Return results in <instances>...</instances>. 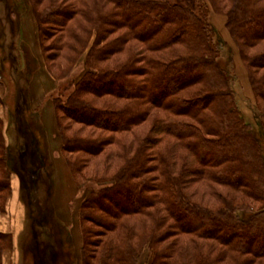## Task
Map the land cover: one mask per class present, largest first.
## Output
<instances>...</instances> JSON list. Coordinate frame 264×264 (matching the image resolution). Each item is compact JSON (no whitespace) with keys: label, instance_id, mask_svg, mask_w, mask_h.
Returning a JSON list of instances; mask_svg holds the SVG:
<instances>
[{"label":"trees","instance_id":"trees-1","mask_svg":"<svg viewBox=\"0 0 264 264\" xmlns=\"http://www.w3.org/2000/svg\"><path fill=\"white\" fill-rule=\"evenodd\" d=\"M30 1L33 11L38 15L36 22L40 30L41 22L62 25L74 16L78 8L77 5L62 8L49 2L45 8L37 12L36 5L40 1ZM92 1L99 6L106 3L103 0L100 4L97 0ZM196 1L107 0L113 4V11L102 14L96 9V23L103 22L105 33L109 29L108 25H117L116 18L120 17L126 24L129 35L142 43L139 55L142 68L137 74L138 78L135 72H130L134 62L128 59V65L124 63L117 68H95L93 72H89L81 85H77L74 96L72 94L67 99L66 106L65 102L55 98L52 100L55 111H60L62 117L65 116L69 122L100 132L96 137L81 136L80 130L71 131L69 124L61 125L57 119L59 136L63 139L62 149L66 154L83 153L96 156L103 153L109 145H115L116 152L112 151L114 148L108 152L111 158L114 156L119 159L128 149L122 140L124 136L120 135L132 131L144 121L151 108L155 110L152 120L155 121L157 129L159 128V134L178 140L185 151L195 155L194 159L191 158L192 154L190 156L192 164H197L203 170L201 172L187 164L186 159L185 166L176 169L174 151L171 148L167 149L168 160H164L159 150L153 148L152 144L158 141L156 137L146 138L143 143L137 144L133 156L124 158L116 179L110 185L91 191V196L80 206L82 222L93 223L100 230L94 231L91 227H83L82 224L80 226L85 240L82 251L84 253L89 251L88 260L94 258L91 248L101 246L102 254L98 255L96 264H132L141 239L152 246L153 254L149 264H176L165 261L172 250L170 247H157L162 237L161 232L157 230L162 225V218L157 217V213L149 212V209L158 204L174 220L172 226L179 228L183 233L191 234L192 240H213L214 245L220 244L229 251H240L237 256L232 255V260L237 261V264H250L254 260L264 258L262 225L248 226L240 220L235 215V211L240 209L234 208L233 205L237 206L234 201L220 192H217L219 203L220 205L225 203L226 206H220L214 211L206 210L201 202L193 201L191 198L193 195L187 193L188 181H182L184 173L188 175H191V172L201 173L207 179L220 181L223 185L233 184L230 186L233 188L231 190L236 189L239 183L241 186L247 185L250 189L247 193L255 196L258 186H261L257 181L264 172V168H260L250 136L243 132L237 120L238 110L236 113L226 73L217 62V52L211 43V34L204 21L205 12L197 8ZM224 1L225 4L213 0L212 4L216 10L222 11L230 2ZM231 2L227 26L239 54L248 69H262L264 48L261 51L253 48L264 42V0ZM232 15L235 18H232ZM111 44L113 45L107 50L98 47L100 51L94 52L97 56L95 62L102 61L103 56L115 48L117 41ZM249 75L257 89L264 95V76H256L251 72ZM86 95L99 97L107 95L111 99L131 103L119 101L118 104L106 103L96 106L85 99ZM206 108H209L211 113L205 112ZM24 112L28 114L24 117L28 121L27 129L31 131L32 138L29 140L33 148L28 152L24 148L21 154L15 151L13 157L7 153L3 135L0 133V212L3 211L5 200L11 192L10 176L14 164L22 173L24 185L30 188L34 186L33 178L38 168L43 165L44 147L40 142V135L43 133L38 115L26 108ZM260 121V124H263L264 118ZM18 132L25 134L27 130L21 128ZM68 132L69 135H66ZM106 158L109 159V156L106 155ZM66 161L69 162L68 158ZM28 162L29 170L24 166ZM73 163H77V158L73 159ZM35 164L39 167H35L37 166ZM219 165L224 166L221 171H205ZM171 170L179 173L178 179L169 173ZM154 172L158 173L155 179L147 175ZM229 177H236L237 180L230 181ZM31 200L33 199L26 197V204H30ZM263 213L264 207H260L251 210L250 217L258 218ZM44 214L37 211L36 215L32 216L31 212L30 218L41 222L44 220ZM139 214L151 216L153 228L151 230L145 228L138 242L133 243L129 234L125 237L123 233L116 236L117 241L120 239L123 241L120 243L109 240L100 245L91 241V238L101 235L103 230L111 231L119 227L121 222L124 229H128L129 220H125V217ZM46 215L48 220L49 216ZM6 239L9 244H4ZM11 239L10 234L0 232V264L2 252L8 249L7 245H10ZM86 245L90 250H86ZM203 245L207 246L193 245L191 252L187 253L189 258L184 259L185 255L182 256V264H216L210 255L212 244ZM35 249L37 248L33 251ZM245 254H250L252 258L242 257ZM59 261L61 264H69L68 259L62 262L60 258ZM40 262L41 260L33 264ZM83 264L91 262L88 263L85 259Z\"/></svg>","mask_w":264,"mask_h":264},{"label":"rangeland","instance_id":"rangeland-1","mask_svg":"<svg viewBox=\"0 0 264 264\" xmlns=\"http://www.w3.org/2000/svg\"><path fill=\"white\" fill-rule=\"evenodd\" d=\"M38 1L40 2L35 9L37 12L45 8L49 2L60 5L62 8L77 5L76 7L79 9L77 8L74 16L62 25L41 22L40 30L36 22L38 15L33 11L30 0H0V133L3 135L7 153L13 157L15 151L16 153L19 151L21 154L24 148L27 149L26 152L33 148L29 140L32 138L31 131L27 129L26 124L28 121L24 117V115H28L24 112L26 108L29 112L38 115L39 124L42 128L41 132L43 133L42 136L40 135V142L44 147L42 167L37 164H35L37 166L34 165L39 168L33 178L34 186L32 188L24 185V178L22 173L17 170L18 166L16 164H14V170L11 172L16 177L15 179L19 185V199L25 208L24 228L16 242L17 264H33L40 260V264H61L60 258L62 262L68 259L69 264H83L85 259L88 263L96 264L98 255L102 254L101 246L91 248L94 258L88 260L87 255L90 254L88 251L90 248L86 245L85 248L88 252L84 253L82 251L85 240L80 226L82 224L83 227H91L94 231L100 230L93 223L82 222L79 211L80 206L91 196V191L110 185L116 179L118 169L124 163V158L133 156L137 144L143 143L146 138L155 139L156 137L158 141L156 144H152L153 148L159 150L164 160H168L166 153L167 149L171 148L174 151L176 169H180L179 167L184 165V159H186L187 164L189 163L201 172L203 170L197 164H192L191 161L195 155L191 153V159V154L181 147L178 140L159 134V128L157 129L154 124L155 121L152 120V114L155 113V110L151 108L144 121L140 122L132 131L120 135L121 137L124 136L122 140L126 143L128 149L122 153L119 159L114 156L111 158L108 152L112 148H114L112 151L116 152L115 145H109L103 153L96 156L83 153L66 154V152H63V139L59 136V128L56 125L57 119H59L61 125L69 124L71 131L80 130L79 135L81 136L96 137L100 132L88 127L82 128L79 124L69 122L64 118L65 116L62 117L60 111H55L52 104L54 101L52 100L55 98L58 101L65 102L64 105L66 106L67 99L72 94L74 96L77 85H81L89 72H93L92 70L95 68H117L124 63L128 65V59L134 62L130 72H135V76L138 78L137 74L142 68L139 55L143 45L129 35L128 28L120 17L116 18L117 25H108V31L103 32V22L96 23L95 13L97 10L102 14L113 11V4L107 2V0H103L106 3L101 6L92 0ZM97 1L100 4L101 0ZM212 1L197 0L195 4H197L198 9L200 8L201 11L205 12L204 21L211 34V43L217 52V62L219 67L226 73L236 113L238 110L237 120L243 128V132L248 137L250 136L257 152L260 168L263 169L264 121L263 124H260V119L264 118V95L257 89L249 73L264 76V68L248 69L246 62L239 54L238 47L227 26L229 9L232 5L231 0L222 11L216 10ZM218 2L226 3L224 0H218ZM87 12H90V14ZM232 18H235V16L232 15ZM115 41H117L115 48L103 56L102 61L95 62L97 56L94 52L100 51L98 47L107 50L113 45L111 43ZM263 48L264 42L253 49L261 51ZM32 77L35 78L34 81L31 80ZM85 99L96 106L106 105V103L118 104L120 101L114 98L111 99L107 95L100 97L86 95ZM120 102L131 103L124 100ZM36 105L38 107L34 109ZM46 109L50 111L53 109L54 111L55 129L52 132L43 125L42 112H45ZM204 111L211 113L209 108L204 109ZM54 121L52 120L53 124ZM21 128L27 130V132H24L25 134L22 132L23 135L18 134L21 133L18 132ZM105 134L109 135L108 133ZM66 135H69V132ZM106 155L109 156V159L106 158ZM150 155L153 159V154ZM67 158L69 162L66 161ZM75 158H77V163H73ZM29 165V162L24 165L27 170L30 168ZM223 167V165H219L207 168L205 171H221ZM169 173L178 179L177 175L179 173H175V170H171ZM157 174V172H154L147 175L155 179ZM232 178L229 177L230 181L237 180L236 177ZM185 180L188 181L187 193L193 195L191 197L193 201L201 202L202 207H205L206 210L214 211L220 206H226L225 203L222 205L219 203L217 192H220L234 201V204L237 205H233L234 208L240 209L235 211V215L240 220L248 226L259 224L264 228V213L258 218L250 217L251 210L264 207V172L257 181L261 186H258L255 196L248 194L250 189L247 188V185L241 186V183H239L236 189L231 190L233 188L230 186H233V184L223 185L220 181L207 179L201 173L191 172V175L184 173L182 181ZM26 197L33 199L30 204H26ZM54 199H56L57 204L54 203ZM5 208L6 204H4V209L0 212V215L5 214L6 211L9 212V208L7 210ZM37 211L45 213L44 220L41 222L38 219L33 220L30 218L31 212L34 216ZM149 212L157 213V217L162 218V225L157 229L159 233L161 232L162 237L159 239L160 242L157 247L164 246L172 249L169 252V257L165 258L167 263L182 264V256L185 255L184 259L189 258L187 253L191 252L193 245L207 246L203 244L210 243L212 244L210 255L216 264H237V261L232 260V255L237 256L240 251H229L225 246L214 245L213 240H192L193 236L191 234L183 233L179 228L172 226L174 220L168 216L169 214L159 204L149 209ZM46 214L49 216L48 220H46ZM126 218L125 220H129L128 229H124L123 222H121L122 224L119 227H115L111 231L104 232L103 230L101 235L91 238V241L100 245L109 240H112L113 243H120L123 241L121 239L117 241L116 236L123 233L125 237L129 234L131 241L134 243L141 239L145 228H149V230L153 228V218L151 216L139 214L138 216L134 215ZM7 243L8 240L6 239L4 244ZM138 243L140 247L132 264H149L153 254L152 246L144 239H141ZM10 245H7L8 249L13 246V237ZM34 248L37 249L33 251ZM10 254L11 252H9L8 257H10ZM242 257L252 258L250 254L242 255ZM8 261V264L15 263V259H9ZM250 264H264V258L254 260Z\"/></svg>","mask_w":264,"mask_h":264},{"label":"crops","instance_id":"crops-1","mask_svg":"<svg viewBox=\"0 0 264 264\" xmlns=\"http://www.w3.org/2000/svg\"><path fill=\"white\" fill-rule=\"evenodd\" d=\"M32 79L33 77L31 78V80ZM34 80L35 78L33 79V81ZM37 107H38L37 105L34 106V109H36ZM53 112H54L53 109L52 111L46 109L45 112H42L43 125L45 126L46 129L48 128L51 132L53 131V129H55V121H54ZM52 120L54 121V124L52 123ZM15 178L16 177H14V175L11 174L10 176L11 193L7 197L6 203H5L6 204L5 209L7 210L9 208V212L6 211L5 214L0 215V232L8 233L12 235L13 237L12 248L5 249L2 252V264H8L9 259L10 260L15 259L14 264H17L18 253H17V248H16V242H17V238L19 237L20 233L22 232L24 228V220H25L24 209L25 208H24V204L19 199V194H20L19 185ZM54 203L57 204L56 199H54ZM9 252H11L10 257H8Z\"/></svg>","mask_w":264,"mask_h":264}]
</instances>
